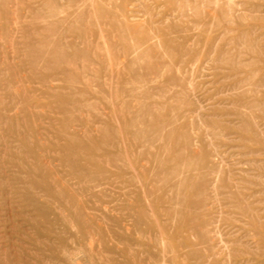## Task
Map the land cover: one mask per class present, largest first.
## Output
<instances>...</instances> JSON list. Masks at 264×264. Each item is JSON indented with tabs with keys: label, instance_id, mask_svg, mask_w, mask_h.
Listing matches in <instances>:
<instances>
[{
	"label": "rangeland",
	"instance_id": "374dc122",
	"mask_svg": "<svg viewBox=\"0 0 264 264\" xmlns=\"http://www.w3.org/2000/svg\"><path fill=\"white\" fill-rule=\"evenodd\" d=\"M0 264H264V0H0Z\"/></svg>",
	"mask_w": 264,
	"mask_h": 264
},
{
	"label": "bare ground",
	"instance_id": "6f19581e",
	"mask_svg": "<svg viewBox=\"0 0 264 264\" xmlns=\"http://www.w3.org/2000/svg\"><path fill=\"white\" fill-rule=\"evenodd\" d=\"M30 51H34L33 50V48H31V50ZM32 55H33V52H32ZM31 61H33V60H31ZM218 170V169H217ZM177 175V174H176ZM202 178V177H201ZM216 177L215 178H212V179H210L208 182H209V184H210V187H212V190H215L216 189V185H215V182H216ZM202 181H203V179H202ZM205 182H206V179L204 180ZM209 186V185H208ZM242 199V198H241ZM242 207V206H241Z\"/></svg>",
	"mask_w": 264,
	"mask_h": 264
}]
</instances>
